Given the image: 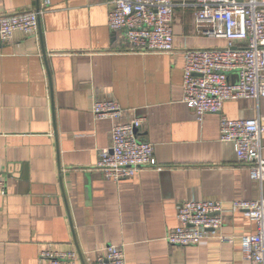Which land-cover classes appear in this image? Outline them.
Masks as SVG:
<instances>
[{"label": "crops", "instance_id": "obj_1", "mask_svg": "<svg viewBox=\"0 0 264 264\" xmlns=\"http://www.w3.org/2000/svg\"><path fill=\"white\" fill-rule=\"evenodd\" d=\"M43 1L0 0V14ZM108 2L49 0L41 39L16 32L0 42V264H37L47 247L91 264L108 245L125 264H249L240 237L255 225L231 203L264 198V183L220 141L218 114L198 121L182 102L181 52L226 42L195 27V0H173V53L126 51L107 26ZM93 96L115 100L121 117L94 119ZM222 114L264 125V97L226 101ZM132 119H144L138 138L152 144L158 169L107 181L94 170L98 153L113 125ZM261 144L264 159V135ZM201 200L222 202L223 225L195 246L168 245L178 205Z\"/></svg>", "mask_w": 264, "mask_h": 264}, {"label": "built area", "instance_id": "obj_2", "mask_svg": "<svg viewBox=\"0 0 264 264\" xmlns=\"http://www.w3.org/2000/svg\"><path fill=\"white\" fill-rule=\"evenodd\" d=\"M107 26L120 33L126 51L143 54L173 53V0H109ZM38 11L0 14V42L16 32L38 36ZM194 24L210 39L226 42L223 47L184 49L182 102L200 121L207 114L219 115L220 141L233 146L237 163L247 167L252 180L264 183L261 138L264 125L257 118L228 119L222 114L226 101L259 100L264 97V0H195ZM231 73L237 81L231 82ZM94 119H117L123 111L113 99L92 97ZM144 119L113 125L110 144L98 153L94 168L107 181L135 176L145 168L158 169L151 143L138 138ZM6 177L0 172V198L5 197ZM231 207L247 214L255 233L240 237L242 255L249 264H264V198L235 200ZM222 202L182 201L177 207V226L165 241L171 247L195 246L224 223ZM37 264H79L75 250L40 251ZM91 264H125L118 245L104 247Z\"/></svg>", "mask_w": 264, "mask_h": 264}, {"label": "water", "instance_id": "obj_3", "mask_svg": "<svg viewBox=\"0 0 264 264\" xmlns=\"http://www.w3.org/2000/svg\"><path fill=\"white\" fill-rule=\"evenodd\" d=\"M36 11H38V6L36 7ZM38 36L41 39V31H40V25H39V18H38ZM78 253L79 258H81L80 253L78 251H76Z\"/></svg>", "mask_w": 264, "mask_h": 264}]
</instances>
